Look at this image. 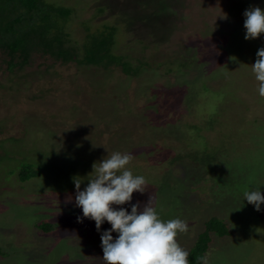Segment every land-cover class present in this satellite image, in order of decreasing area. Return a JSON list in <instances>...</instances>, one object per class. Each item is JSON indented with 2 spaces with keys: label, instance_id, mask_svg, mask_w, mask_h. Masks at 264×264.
<instances>
[{
  "label": "rangeland",
  "instance_id": "rangeland-1",
  "mask_svg": "<svg viewBox=\"0 0 264 264\" xmlns=\"http://www.w3.org/2000/svg\"><path fill=\"white\" fill-rule=\"evenodd\" d=\"M51 1L74 8L66 26L74 43L85 26L112 24L116 51L153 69L138 77L113 69L128 94L121 116L114 111L122 101H103L113 83L105 69L35 55L18 73L27 79L18 95L2 86L15 78L0 52V264H105L101 234L111 224L98 231L94 220L78 221L74 178L84 190L93 164L113 152L130 154L129 169L148 185L117 210L139 203L142 211L152 197L163 220L187 222L178 242L188 252L217 216L230 233H212L209 264H264V205L257 211L244 197L264 193V97L252 70L264 33L246 40L244 27L245 11L264 10V0ZM81 84V95L96 85L97 98L73 95ZM106 118L125 126L98 120ZM28 159L40 174L22 182Z\"/></svg>",
  "mask_w": 264,
  "mask_h": 264
},
{
  "label": "trees",
  "instance_id": "trees-1",
  "mask_svg": "<svg viewBox=\"0 0 264 264\" xmlns=\"http://www.w3.org/2000/svg\"><path fill=\"white\" fill-rule=\"evenodd\" d=\"M72 12H74L73 7L51 0H0V52L1 56H3L2 62L7 66L6 71L11 73L12 78H15L10 85L2 86L6 88L5 91H9L8 93L12 92L19 95L22 83L25 85L27 79L24 78L25 74L18 75V73L23 72L26 67L30 66L38 55L50 57L54 63L55 61H60L63 64L75 63L78 69L86 70L91 66L100 67L108 71V74H111L113 81L112 88L103 93L104 103L109 99L112 100V103L122 101L123 104H117L118 109L114 112L121 116L125 115L126 113L121 111L126 108V103H129L128 101H125L126 103L123 101V99L128 97V94H126L125 88L121 87L123 82H118L115 79L113 69L120 67L121 71L127 75L126 77H138L139 72L152 71V64L140 61L139 65L134 67L131 58L117 52V28L112 24H104L93 31L88 26H85L86 34L84 39L81 43H74L69 31L66 29ZM51 67H53L52 64L48 65L45 72L49 73V68ZM85 87L88 86L81 84L79 89H75V94H73V91L70 94L81 95ZM96 89V85L91 89V92L87 89L89 93L85 89L84 94L81 96L85 97L88 95L90 98H97L95 94L99 90ZM117 89L120 90L118 93H116ZM45 91H48L46 92L48 95L50 90L47 89L42 92V89H40L39 92L44 93ZM30 96H32L31 98H40L36 100L43 99L41 95ZM81 102L83 103L84 100L80 98ZM104 113H106L105 109ZM98 120L102 121L103 125L111 124L116 129L122 130V126H125L117 120L113 121L109 118ZM115 123H118L119 126ZM134 130L133 128L132 131ZM10 140L15 142V144L20 142V139L14 137H10ZM5 150L9 149L6 148ZM53 154L55 153H52V156H54ZM24 161L21 163L18 173V178L22 182L40 174V169L36 163L31 162L29 159ZM40 226L47 231L51 229V223L41 224ZM212 233L225 235L230 233V228L226 222L219 220L217 216H212L207 220L203 232L189 251L190 264H198L197 257L207 253L212 241ZM1 252L0 248V254Z\"/></svg>",
  "mask_w": 264,
  "mask_h": 264
},
{
  "label": "clouds",
  "instance_id": "clouds-1",
  "mask_svg": "<svg viewBox=\"0 0 264 264\" xmlns=\"http://www.w3.org/2000/svg\"><path fill=\"white\" fill-rule=\"evenodd\" d=\"M244 15L245 39L259 38L264 33V10L252 7ZM252 70L259 82V95L264 97V47L257 51ZM132 159L130 154L113 152L107 159L94 163V176L84 190L81 181L74 178L75 204L83 212L78 221L94 220L98 231L105 221L111 224V229L101 234L105 264H190V253L178 242V236L189 230L187 222L179 218L163 220L152 206V197L142 211L139 203L132 205L130 213L114 207L131 203L134 192L143 194L147 190L145 177L134 175L128 167ZM244 197L257 211L264 205L261 190L245 191ZM71 199L67 197L66 202ZM113 232L118 233L115 239ZM197 261L209 264V255L199 256Z\"/></svg>",
  "mask_w": 264,
  "mask_h": 264
}]
</instances>
